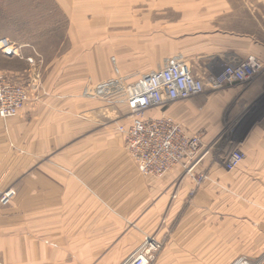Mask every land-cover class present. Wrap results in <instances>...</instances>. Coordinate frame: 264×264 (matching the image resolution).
I'll list each match as a JSON object with an SVG mask.
<instances>
[{
	"label": "crops",
	"instance_id": "crops-1",
	"mask_svg": "<svg viewBox=\"0 0 264 264\" xmlns=\"http://www.w3.org/2000/svg\"><path fill=\"white\" fill-rule=\"evenodd\" d=\"M1 1L0 39H10L17 51L0 50V70L42 83L44 91L38 109L0 117V189L17 190L11 204L0 206L1 261L123 264L156 230L167 243L151 264H231L243 254L264 260L263 111L236 138L245 158L235 169L225 168V154L212 152L196 169L208 174L201 184L180 165L162 178L144 176L124 134L111 126L112 105L91 91L112 80L126 60L96 38L79 40L66 55L48 60L31 33L15 39L9 24L17 17L16 0ZM53 1L71 20L70 34L81 33L74 20L86 19L93 21L82 30L92 36L102 33V4L112 2ZM131 2L151 3L141 18L166 27L162 45L151 48L152 61L183 55L204 68L255 55L264 62V0ZM230 93L252 105L264 95V70L248 83L174 102L166 113L210 143L223 128L213 120ZM116 111L120 124L124 118Z\"/></svg>",
	"mask_w": 264,
	"mask_h": 264
},
{
	"label": "built area",
	"instance_id": "built-area-1",
	"mask_svg": "<svg viewBox=\"0 0 264 264\" xmlns=\"http://www.w3.org/2000/svg\"><path fill=\"white\" fill-rule=\"evenodd\" d=\"M0 50L14 54L17 48L5 37L0 39ZM263 70L264 62L255 55L204 68L195 67L189 58L178 55L163 60L133 83H97L93 89L94 95L114 94L124 98L129 121L120 123L117 129L124 134L127 151L141 174L162 178L180 165L201 184L208 174L196 173V169L212 153L213 145L205 142L201 132H190L181 121L167 114V106L208 91L248 83ZM30 83L0 70L1 118L19 115L32 102ZM244 158L241 149L230 151L225 156L224 166L233 170ZM16 196L17 190L13 187L0 189V206L11 204ZM159 248V240L147 237L123 264H151ZM0 264L5 263L0 260ZM231 264L264 262L243 254Z\"/></svg>",
	"mask_w": 264,
	"mask_h": 264
},
{
	"label": "rangeland",
	"instance_id": "rangeland-1",
	"mask_svg": "<svg viewBox=\"0 0 264 264\" xmlns=\"http://www.w3.org/2000/svg\"><path fill=\"white\" fill-rule=\"evenodd\" d=\"M31 1L32 7L28 3L24 6L23 3L20 4L16 0V8L13 9V12L17 17L14 21L10 22L9 28L17 40H23L24 34L31 33L33 41L39 42L42 45L44 49L43 53L48 60L56 57L61 58L62 54L66 55L73 43L79 40V42L83 43L88 39L96 38V43L101 45L104 43L105 46H111L113 56H116L121 61L123 59L126 60L125 64H121L114 69V72L116 70V74L113 75L112 80L105 82L116 81L122 85L135 82L138 76L149 73L162 62L152 61L153 52L151 48H157L162 45L164 36L167 35L166 27L162 25L163 23L156 22V18H141L144 12L150 10L151 3L143 2L136 4L131 2V0H128V2L112 0L111 3L102 4L105 13H103L102 19L97 20L101 23L98 24L97 22L98 27L99 25L101 27L100 31L102 33H96L95 36H92L83 31L82 28H86L88 23L93 20H74L78 27H80L81 33L73 34L71 32L70 34L71 20L67 18L65 13L61 12L53 0ZM99 4L97 3V9L99 8L100 10ZM5 6L6 3L0 0V8ZM134 59L135 61H133ZM142 64L145 66H141ZM149 64L151 65L149 66ZM37 84L30 83L32 102L27 107L33 109H38L43 103L44 98L42 83ZM35 86L36 88H34ZM91 91L94 93L93 87ZM212 93H215V91H208L203 96ZM230 94L229 102L218 116L219 119L216 117V114L212 115V118H217L213 120V126H223L219 134L210 142V145H213L212 152L217 155H226V153L238 149L236 138H238L239 133L244 132L247 126H251L253 120L260 118L257 112H264V95L251 105V103H245L247 100L241 99V94ZM95 96L112 105L111 126L119 125L115 120L117 108L124 118V121L121 123L129 121V111L123 103L125 101L122 96H115L114 94H96ZM241 102H243V105H240ZM156 233L157 230L151 235H145L144 241L147 237L159 240L160 248L157 251L158 253L163 249L167 241L165 238L158 239Z\"/></svg>",
	"mask_w": 264,
	"mask_h": 264
}]
</instances>
